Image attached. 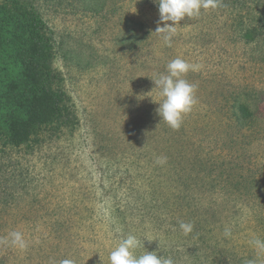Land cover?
Returning a JSON list of instances; mask_svg holds the SVG:
<instances>
[{
  "label": "rangeland",
  "instance_id": "1",
  "mask_svg": "<svg viewBox=\"0 0 264 264\" xmlns=\"http://www.w3.org/2000/svg\"><path fill=\"white\" fill-rule=\"evenodd\" d=\"M15 1L46 24L51 85L68 120L20 147L0 132V238L19 230L30 244L26 251L0 245V264H103L100 255L109 264L129 233L159 239L160 249L158 240L145 247L164 255L175 233L169 238L156 222L181 204L185 215L187 204L197 206L206 241L217 242L225 262L255 258L248 242L264 238V101L258 124L241 133L227 122L234 121L231 94L240 84L262 86L263 94L264 71L249 70L207 10L185 17L168 47L153 33L160 20L153 0ZM178 57L201 67L185 77L198 85L197 103L174 130L161 121L158 103L137 94L152 91L151 78ZM148 95L162 99L158 91ZM157 156L167 163L156 164ZM212 162L219 185L189 173ZM192 234L179 232L187 243Z\"/></svg>",
  "mask_w": 264,
  "mask_h": 264
},
{
  "label": "trees",
  "instance_id": "2",
  "mask_svg": "<svg viewBox=\"0 0 264 264\" xmlns=\"http://www.w3.org/2000/svg\"><path fill=\"white\" fill-rule=\"evenodd\" d=\"M206 13L220 25L225 39L242 49L240 59L249 70L263 72L264 0H220L219 7ZM51 59L52 47L40 13L20 1L0 4V132L12 146H23L39 129L68 120L63 96L51 85ZM262 91V86L254 84L238 86L230 96L234 113L229 119L234 121L227 122L229 127L232 124L242 133L245 125L258 124L257 115L264 101ZM189 173L197 178L209 176L215 185L221 184L216 162ZM183 208L181 204L174 209L170 220L164 217L156 222L169 238L175 233L174 246L163 251L164 256L173 257L176 264H228L215 248L217 242L211 245L206 241L210 232L197 220V206L187 204L186 215L182 214ZM181 220L195 225L188 243L179 236Z\"/></svg>",
  "mask_w": 264,
  "mask_h": 264
},
{
  "label": "clouds",
  "instance_id": "3",
  "mask_svg": "<svg viewBox=\"0 0 264 264\" xmlns=\"http://www.w3.org/2000/svg\"><path fill=\"white\" fill-rule=\"evenodd\" d=\"M158 5L160 20L157 28L153 32L160 37L163 43L171 47L173 38L177 35V25L185 18H195L201 15L202 10H210L219 7L220 0H153ZM169 21L173 23H168ZM199 64L188 62L183 58H175L167 63L166 71L151 78L154 82V89L146 94H137V100L142 101L145 96L151 97L153 102L158 103L156 109L161 121L170 128L178 130L184 121L185 115L190 113L197 103V84L189 82L185 77L190 71H198ZM153 91H158L162 98L159 101L148 95ZM158 165L167 163L166 156H157L155 160ZM179 229L187 236L194 231L193 222L178 221ZM225 238L232 236L231 227L226 226L223 232ZM154 241L148 234L143 237L129 233L122 237L115 247L109 252V264H176L171 256H164L157 251H148L145 241ZM249 246L256 253L255 258L246 261V264H264V238L258 236L249 240ZM0 245L10 246L19 251H26L30 244L22 231H10L7 236L0 238ZM104 264L103 257L100 255ZM59 264H76L74 259L66 258Z\"/></svg>",
  "mask_w": 264,
  "mask_h": 264
}]
</instances>
